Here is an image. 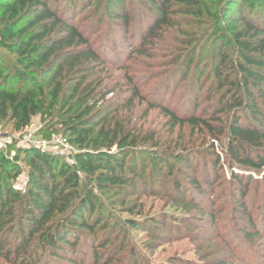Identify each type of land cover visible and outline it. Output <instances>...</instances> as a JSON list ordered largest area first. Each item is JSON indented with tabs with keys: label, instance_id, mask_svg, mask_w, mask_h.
I'll list each match as a JSON object with an SVG mask.
<instances>
[{
	"label": "trees",
	"instance_id": "1",
	"mask_svg": "<svg viewBox=\"0 0 264 264\" xmlns=\"http://www.w3.org/2000/svg\"><path fill=\"white\" fill-rule=\"evenodd\" d=\"M92 1H82L83 11ZM109 1L124 44L132 53L142 54L164 26L174 25L175 6L199 15L207 6L203 0H142L147 21L141 19L134 26V10L126 1ZM246 1L232 0L229 16L221 11L213 17L214 28L205 45L211 47V85L201 78L204 69L198 72L196 84L203 92L209 90L204 100L217 92L219 107L200 114L197 110L202 105L195 101L194 110L182 116L164 104L151 103L150 107L160 108L173 127L208 131L215 142L225 137L223 151L240 195L238 209L250 217L243 202L250 186L245 175L261 173L264 180V20L253 18ZM77 7L76 0H67L62 12L60 2L52 0H0V62L6 55L12 58L10 64L0 65V126L13 120L20 130L35 115L60 116L66 141L76 148L73 165L44 150L26 151L24 193L11 183L21 174L18 158L0 159V259L11 264L113 262V253L103 255L112 239L100 208L102 197L140 188L138 178L149 167L136 165L135 158L153 137L144 136L140 143L111 123L123 107L140 97L139 90L134 86L131 96L117 107L103 105L115 92L106 83L107 66L115 63L92 43L81 20L75 22ZM70 12L74 17L68 18ZM136 35L139 45L133 43ZM196 51L183 60V77ZM225 114L224 121L221 115ZM55 133L57 129L51 128L44 136L51 139ZM216 161L213 169H223L220 158ZM172 173V168L166 172ZM191 182L199 193H205L201 180L192 178ZM175 187L185 197L183 185ZM130 224L138 227L134 220Z\"/></svg>",
	"mask_w": 264,
	"mask_h": 264
},
{
	"label": "rangeland",
	"instance_id": "2",
	"mask_svg": "<svg viewBox=\"0 0 264 264\" xmlns=\"http://www.w3.org/2000/svg\"><path fill=\"white\" fill-rule=\"evenodd\" d=\"M66 1L52 0L60 2L59 12ZM76 1L75 22L81 20L92 43L115 63H110L106 69V83L115 92L103 105L117 107L120 101L131 96L134 86L139 90L140 97L133 105L123 107L111 123L131 138L137 137L140 143L144 136L153 137L145 148L138 149L143 152L135 158L136 165L149 166L145 176L138 178L140 188L132 187L121 195L102 197L100 208L106 216L108 236L112 239L103 254L109 257L113 253L114 261L109 264H264L262 174L256 172L244 178L250 182L243 201L249 207V217L238 209L240 195L223 151L225 137L215 142L208 131H193L187 125L173 127L160 108L150 107L151 103L164 104L180 116L192 112L196 102L202 105L197 110L200 114L219 107L218 93L204 100L209 90L206 87L203 92L201 85L196 83L198 72L204 69L201 78L208 82L207 86L211 85L212 80L208 81L213 73L209 60L211 47L205 45L214 28L213 17L221 11L229 16L232 0H203L207 6L201 15L189 14V9L178 4L171 17L174 25L164 26L144 54L132 53L124 44L109 0H93L87 11L80 6L83 0ZM125 1L130 10H134V26L141 19L147 21L142 0ZM246 10L252 11L254 19L264 20V0H247ZM72 15L74 17L70 12L68 18ZM136 36L133 43L139 45L140 39ZM192 50H197L195 61L183 77V60ZM11 59L8 55L1 57L0 65L10 64ZM44 116H33L31 123L20 130L13 120H6L0 126V159L14 161L18 158L21 174L11 183L22 193L28 181L26 151L44 150L71 165L75 161L76 148L66 141L60 127L63 118ZM221 116L225 121L227 115ZM51 128H56L57 133L48 139L44 133ZM218 158L224 168L215 171L213 165ZM190 164L193 168H188ZM169 168L173 169L172 174H166ZM192 178L202 181L204 194L196 190ZM177 184L183 185L185 197L176 191ZM133 220L138 227L131 226ZM10 242L12 244L13 239ZM87 252L91 254L92 250ZM0 264L11 263L8 259H0Z\"/></svg>",
	"mask_w": 264,
	"mask_h": 264
}]
</instances>
